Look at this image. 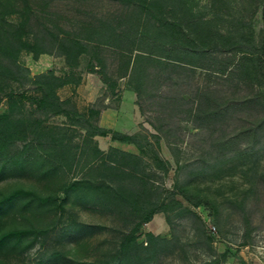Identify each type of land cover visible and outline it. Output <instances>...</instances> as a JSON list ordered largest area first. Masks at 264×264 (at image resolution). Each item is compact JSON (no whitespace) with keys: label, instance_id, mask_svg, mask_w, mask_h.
<instances>
[{"label":"rangeland","instance_id":"obj_1","mask_svg":"<svg viewBox=\"0 0 264 264\" xmlns=\"http://www.w3.org/2000/svg\"><path fill=\"white\" fill-rule=\"evenodd\" d=\"M28 2L32 10L29 31L22 33L21 38L32 43L30 30L34 28L46 52L33 58L30 51L20 48L15 62L27 66L30 76L49 68L55 74L70 73L71 82L56 88L57 95L68 100L66 106L84 114L93 124L109 122L114 124L113 129L135 133L142 148L139 152L132 144L133 152L141 154L148 179L160 198L166 196V188L176 191L184 188L204 194L214 206L194 205L176 193L175 197L186 209L178 212L167 205L166 210L154 212L148 221L134 229L135 243L127 245L121 255L122 235L134 226L129 217L100 205L84 206L71 200L59 205L61 186L82 174L83 157L69 168L62 166L42 172L48 161H55L52 147L56 140L49 138L34 146L33 137L26 146L24 141L16 140L5 156L19 155L23 166L6 163L0 172V196L20 187L50 195L51 199L40 203L32 195H20L0 209V232L26 229L15 243L0 247V264H203L205 261L209 264H264V136L251 148H247L248 138L240 139L237 150L231 153H222L212 143L216 135L235 132L249 122L264 118V107L258 111H237L220 125L212 126L214 132L175 114L170 119L178 139L176 146L170 149L163 138H156L153 125L152 108L167 111V107L159 106L157 101L152 104L142 101V110L139 109L134 92L126 88L125 78L115 75L114 49L103 47L100 52L106 75L115 81L114 89L101 81L99 73L94 71L97 66L88 70L89 62H96L91 53H81L74 65L67 63L63 55L56 54L55 36L76 35L102 13H116L119 4L112 0ZM17 4L21 5V0ZM263 6L264 0H261L253 18L258 40L264 39ZM6 18L13 23L20 19L18 12L9 13ZM180 73L165 80L162 94L182 95L192 100L195 84L203 82L202 71L197 68L193 73L189 70ZM76 77L79 80L75 82ZM257 84L264 102V77H260ZM34 85L21 74L18 81H8L0 90V116L17 124L30 123L41 116L30 99L38 94ZM219 88L232 96L250 93L248 87L230 82L222 83ZM106 107L116 110L114 119L109 115L101 118ZM73 116L60 112L43 120L42 125L46 129L62 126L66 136L71 137L70 142L79 143L83 129L72 123L75 122ZM95 140L106 151L108 140L100 136ZM44 151L49 152L48 161L40 166L33 164V154H44ZM207 162L211 166L205 168Z\"/></svg>","mask_w":264,"mask_h":264},{"label":"trees","instance_id":"obj_2","mask_svg":"<svg viewBox=\"0 0 264 264\" xmlns=\"http://www.w3.org/2000/svg\"><path fill=\"white\" fill-rule=\"evenodd\" d=\"M17 1L0 0V90L8 81H18V74L32 80L38 94H33L30 99L34 110L41 116L25 124H17L0 116V172L6 163L19 168L23 166L19 155L6 157L5 153L16 140L24 141L26 146L32 137L33 146L49 138L56 140L52 147L54 162L47 160L48 151L33 154V164L40 166L46 160L49 162L46 168L41 169L42 172L62 166L69 168L83 157V172L62 184L59 205L71 200L84 206L100 205L129 217L127 219L134 226L122 235L119 245L121 255L127 245L135 243L134 229L148 221L154 212L166 210L167 205L178 209V212L186 209L175 197L176 193L194 205L202 203L214 206L204 194L189 192L184 188L177 191L166 188V196L160 198L148 179L140 153L112 145L104 151L94 138L95 135H109L111 139L134 144L140 152L142 146L135 133L93 124L84 114L66 106L68 100L61 99L56 88L71 82L70 73L55 74L47 69L30 76L27 66L15 62L20 48L30 51L33 58L46 52L40 46L34 28L30 30L34 41L29 43L22 40V33L29 31V14L32 10L28 0H21V5ZM112 1L119 4L116 13H102L90 20L88 26L76 35L55 36L56 54L63 55L67 63L74 65L81 53H91L96 62H89L88 70L92 71L97 66L94 71L99 73L101 81L114 89L115 81L106 75L100 55L103 47L114 49L115 75L125 78L126 88L134 92L139 109L142 110V101L150 104L157 101L159 106L167 107V111L152 108L155 113L153 125L156 138H163L170 149L176 146L178 139L170 119L175 114H181V119L193 120L197 127H209L214 132L212 126L220 125L235 112L258 111L264 107L257 84L259 78L264 77V39L258 40L253 28V18L261 0ZM12 12L19 13L18 23L6 18ZM197 68L202 71L203 82L195 84L192 100H186L182 95L162 94L161 86L165 80L179 76L183 70L193 73ZM78 80L79 77L74 79L75 82ZM227 82L248 87L250 93L228 95L219 88V85ZM60 112L73 114L75 122L72 123L83 129L79 143H71V137L66 136L62 126L54 125L46 129L42 125L43 120ZM262 135L264 118H259L235 132L216 135L212 143L222 153H228L237 150L240 139L248 138L247 148H251ZM200 165L202 167L203 164ZM204 165L205 168L211 166L209 162ZM20 195H32L40 203L51 199L50 195L17 187L0 196V209ZM24 233L26 229L21 228L1 231L0 247L15 243ZM147 236L152 237V234L147 233ZM203 264L209 263L205 261Z\"/></svg>","mask_w":264,"mask_h":264},{"label":"crops","instance_id":"obj_3","mask_svg":"<svg viewBox=\"0 0 264 264\" xmlns=\"http://www.w3.org/2000/svg\"><path fill=\"white\" fill-rule=\"evenodd\" d=\"M50 69V68H49ZM66 85V83L65 84H63L62 86H65ZM61 86V87H62ZM133 97V96H132ZM115 112H116V110L115 109H112V108H110V107H106L103 111H102V115H101V118H103L105 115L106 116H110L111 118H115V117H113L114 115H115ZM101 122H102V120H101ZM104 123V122H103ZM100 126H103V127H109V128H114V124H112V123H104L103 125H102V123H101V125ZM117 130V129H116ZM118 131H121V132H125V133H129V132H127V131H124V130H118ZM131 133V132H130ZM98 136H100V137H102L103 139H107L108 140V145H112V146H116V147H119V148H121V149H125V150H129V151H131V152H133L134 150H133V148H132V143H129V142H124V141H119V140H116V139H111L110 138V136L108 135H95L94 137H95V139H98ZM125 144L126 145H128V146H125ZM134 145V144H133ZM100 148H103V147H101L100 145H98ZM127 147V148H126ZM129 147V148H128Z\"/></svg>","mask_w":264,"mask_h":264}]
</instances>
